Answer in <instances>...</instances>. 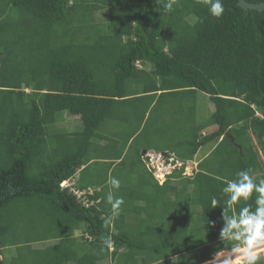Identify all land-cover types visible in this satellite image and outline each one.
<instances>
[{
    "label": "trees",
    "instance_id": "trees-1",
    "mask_svg": "<svg viewBox=\"0 0 264 264\" xmlns=\"http://www.w3.org/2000/svg\"><path fill=\"white\" fill-rule=\"evenodd\" d=\"M177 3L0 0V264H203L223 247L211 198L242 169L264 178V9L223 0L217 19ZM196 91L214 105L199 126L180 108ZM63 112L82 128H59ZM163 140L182 160L214 144L191 176L159 184L141 150ZM113 176L126 203L106 225Z\"/></svg>",
    "mask_w": 264,
    "mask_h": 264
},
{
    "label": "clouds",
    "instance_id": "clouds-1",
    "mask_svg": "<svg viewBox=\"0 0 264 264\" xmlns=\"http://www.w3.org/2000/svg\"><path fill=\"white\" fill-rule=\"evenodd\" d=\"M153 2L158 7L162 6L165 12L170 13L173 11V5L177 4L178 0H153ZM198 2L206 5L210 15L217 19L222 17L225 12L223 0H198ZM261 2L264 3V0H261ZM203 134L204 132H202ZM145 152L154 155V163L159 162L160 165L167 163V158L171 154L175 158L173 163L176 160L181 163L170 168L169 172L164 170L156 177L154 171L158 165H154L151 161L147 162L149 169L159 184L165 182L167 175L174 168L179 169L182 166V173L187 177L193 174L197 165V162L194 165L193 158L185 160L177 158L175 151L162 150L156 152L141 150L142 155ZM161 152H165V156L162 157ZM110 184L111 189L106 195V202L111 206V214L104 221L106 225L112 224L119 218L122 212L121 206L125 203L123 196H114L112 191L120 188L121 181L113 176L110 178ZM88 190L85 191L87 195ZM221 192L224 199L220 200L213 196L211 198V208L214 209L218 206L221 208L220 220L222 224L219 228L218 239L223 243V247L214 253L207 264H261V261L264 260V178L254 179L250 168L242 169L237 171L234 177L224 182ZM72 193L77 197L75 191H72ZM254 193L255 207L253 209L251 204L243 202L253 199ZM211 224L212 227H215V222H211ZM102 244L108 250L112 249L110 238H103ZM101 251H104V247L101 248Z\"/></svg>",
    "mask_w": 264,
    "mask_h": 264
},
{
    "label": "rangeland",
    "instance_id": "rangeland-1",
    "mask_svg": "<svg viewBox=\"0 0 264 264\" xmlns=\"http://www.w3.org/2000/svg\"><path fill=\"white\" fill-rule=\"evenodd\" d=\"M177 4H175V5H177ZM175 5H173V6H175ZM95 18H96V21H98V22H106L108 20L107 10H103L102 12H96L95 13ZM164 32H165V28H163V30L161 29V33H164ZM145 68L147 70L150 69L151 68L150 64L149 63L146 64ZM188 96H192V95L188 94ZM179 101L176 102L175 100H172V103H174L176 105V104L180 103ZM180 108L182 109L183 113L185 114V117H190L191 124L194 123L196 126H199V125H201V122L206 117H208L209 114L212 112V110L214 108V105L211 102V100L209 99L207 94H205V93H203L201 91H196L194 97H192L191 99H190V97L183 98V103L180 104ZM62 117H63L64 120L60 121L57 124V126L59 128L65 130V131L80 130L82 128L81 121L79 120V117H77L76 115H69V114H66V112H63L62 113ZM212 129H213L212 127H207V128L204 127L200 131H201V134H202V132L206 133V132L211 131ZM253 142L255 143L254 139H253ZM213 144L214 143L211 141V142H208V143L200 146L198 151L196 152V157L197 158L203 157L206 153H208L212 149ZM131 145L134 146L133 143ZM256 148L259 151V155H260L261 162H262V167L264 169L263 152L260 151V149H259V147L257 145H256ZM133 149L134 148H132V150ZM147 155H151L152 158L155 157L154 155H152L150 153H147V152L143 153L144 157H146ZM154 165L160 166V163L159 162H155ZM158 166H157L156 170L154 171V174H155L156 177L159 176L160 173H162L165 170L163 168H162L163 170L159 169ZM100 168L102 169V166H100ZM112 191H113L114 195H117V194L121 193L119 191V189L118 190L113 189ZM75 234H77V233H75ZM43 243H45V242H43ZM43 243H40V244L35 243L33 246H35V247L44 246ZM15 251H16V247L15 246H12V245L7 246L4 249V252L2 254V258L8 262L10 260V258L15 254ZM107 263H108L107 261L100 262V264H107Z\"/></svg>",
    "mask_w": 264,
    "mask_h": 264
},
{
    "label": "crops",
    "instance_id": "crops-1",
    "mask_svg": "<svg viewBox=\"0 0 264 264\" xmlns=\"http://www.w3.org/2000/svg\"><path fill=\"white\" fill-rule=\"evenodd\" d=\"M148 64V63H147ZM143 67L145 68V65H143ZM150 67H151V64H150ZM146 69V68H145ZM147 70V69H146ZM149 70V69H148ZM131 87L132 86H134L135 85V83L132 81L130 84H129ZM161 93V91L160 90H158V91H156V95L158 96L159 94ZM156 99H157V97H156ZM154 102H152V104H151V106H152V108L154 107ZM157 123V122H156ZM157 125H158V123H157ZM158 127L160 128V125H158ZM155 134V133H154ZM154 137H156V138H158V139H160V138H164V140H166V141H168V142H170V143H174L175 141H177L178 139H176V138H171V137H173V135L171 134V133H167L166 135H164L163 137H158L157 135H155ZM166 138H169L168 140L166 139ZM153 139H155V138H153ZM162 140V139H161ZM159 141V143L157 144H154V146H152V143H151V147H150V150L151 151H156V152H159L157 149L159 148V146L160 147H162V148H165V147H163L164 145H167V143H166V141ZM193 159L194 160H192L193 161V163H194V165H195V163L196 162H198L197 160L198 159H200V158H197L196 157V155H195V157H193ZM174 181V182H173ZM176 182L177 181H175V180H172V183H175L176 184ZM74 233H77V234H75V235H79V231L78 230H76ZM50 243H52V241H46L45 243H43L44 245H47V244H50ZM38 244H40V243H38ZM100 262H102V261H100ZM100 264V263H99Z\"/></svg>",
    "mask_w": 264,
    "mask_h": 264
},
{
    "label": "built area",
    "instance_id": "built-area-1",
    "mask_svg": "<svg viewBox=\"0 0 264 264\" xmlns=\"http://www.w3.org/2000/svg\"><path fill=\"white\" fill-rule=\"evenodd\" d=\"M136 66L140 67V63H139V62H136ZM150 159H151L150 161H151L152 163H154V160H153L152 156H150ZM174 160H175L174 155H173V154H171V156L169 155L168 158H167V163H165V164H161L160 166H158L159 169L164 168V169H165V172H169V171H170V168L176 166L177 164H178V165L181 164V163H180L179 161H177V160H176L175 163H173ZM171 162H172V163H171ZM65 183H66V182H65ZM75 192H76V194H77V198H79V197L81 196V193H82V192H81V191H75ZM82 202H87V200H83Z\"/></svg>",
    "mask_w": 264,
    "mask_h": 264
},
{
    "label": "water",
    "instance_id": "water-1",
    "mask_svg": "<svg viewBox=\"0 0 264 264\" xmlns=\"http://www.w3.org/2000/svg\"><path fill=\"white\" fill-rule=\"evenodd\" d=\"M237 4L243 8V9H256V10H262L264 9V3H250L246 0H237ZM161 156H165V152H161ZM207 264V263H203Z\"/></svg>",
    "mask_w": 264,
    "mask_h": 264
}]
</instances>
